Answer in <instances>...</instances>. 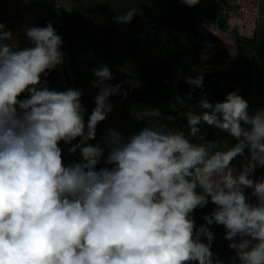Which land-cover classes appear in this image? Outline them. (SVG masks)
Here are the masks:
<instances>
[{"label":"clouds","instance_id":"9594fccd","mask_svg":"<svg viewBox=\"0 0 264 264\" xmlns=\"http://www.w3.org/2000/svg\"><path fill=\"white\" fill-rule=\"evenodd\" d=\"M136 14L112 19L128 24ZM23 34L30 46L13 48L0 23V264H223L212 251L214 224L235 252L230 264H264V175L253 177L264 168V107L250 111L238 91L222 101L204 93L184 112L187 132L143 127L126 137L113 127L92 144L115 106L110 97L126 98L123 84L110 83L106 64L93 67L98 92L85 119L83 91L45 79L65 63L52 22ZM187 82L203 89V76ZM201 124L235 143L220 150ZM61 142L81 160L66 165ZM238 157H246L239 170ZM209 202L216 207L197 227L192 214Z\"/></svg>","mask_w":264,"mask_h":264},{"label":"rangeland","instance_id":"374dc122","mask_svg":"<svg viewBox=\"0 0 264 264\" xmlns=\"http://www.w3.org/2000/svg\"><path fill=\"white\" fill-rule=\"evenodd\" d=\"M63 1L71 4L75 10L74 20L71 23L72 51L75 56L74 68L79 80L78 89L83 91L82 104L87 109L85 119L95 107L93 98L98 92V89L91 86V81L94 79L91 73L93 67H98L101 63L109 66L114 76L110 83L114 86L123 84L121 91H127L126 98L121 94L110 97L115 105L113 111L105 121L97 126L96 139L90 143L102 144L101 137L107 129L113 127L126 137L133 133L131 116L135 110L140 109L137 102L143 97L145 86L141 73L146 67L168 64V57L162 49L165 31L177 20L192 19V14L201 35L208 38L201 51V63L191 64L172 75L168 90L171 94L173 107L184 109V107L189 108L194 105L183 98L180 92L181 84L185 82L186 88H188L190 86L187 82L189 77L203 76V81L213 84L220 99L224 100L226 94L231 91H238L248 101L249 109L254 108L256 75L264 71V63L262 60L251 59V47L244 41L238 27L228 26L225 30L220 27V21L225 18L218 17L219 23H212L223 30L225 34L237 40L239 53L236 63L233 62V51L229 42L204 28L196 18L194 9L193 12H190L176 0ZM53 2L55 0H51V4ZM257 4H260V14L264 13V0H258ZM198 6L201 11L200 3ZM129 9H135L137 13L130 23L117 24L113 21V16L122 15ZM257 21L259 31L257 33L256 26L252 38L263 40L264 17L258 19L257 15L256 25ZM184 39L193 44L204 43L195 35L189 34L184 36ZM225 66L231 67L224 71H218L219 68ZM188 69L190 71L185 72ZM129 81L134 84L139 82V86L133 87ZM172 82L173 88L171 87ZM23 98L25 96L21 97V99ZM195 110L199 111L197 108ZM142 115L143 112H140L137 118L139 117L141 120ZM166 125V128L161 127L159 130L173 128L170 127V123ZM200 126L201 132L207 133L208 127L205 129L204 124ZM99 166H104L103 162Z\"/></svg>","mask_w":264,"mask_h":264},{"label":"trees","instance_id":"16d2710c","mask_svg":"<svg viewBox=\"0 0 264 264\" xmlns=\"http://www.w3.org/2000/svg\"><path fill=\"white\" fill-rule=\"evenodd\" d=\"M56 1V0H55ZM182 7L193 12V7H188L181 3V0H176ZM201 12L206 19L211 22L219 23V3L217 0H199ZM54 4L48 5L43 17L37 20V23H41L46 26V19L52 16L54 13ZM75 10L71 17V23L74 20ZM220 27L225 30L228 26L225 19L220 21ZM72 25V24H71ZM195 35L204 43L193 44L184 39V36ZM200 32L197 24L195 22L194 16L192 14V19L186 21L177 20L173 25L168 27L165 31V37L162 44V49L168 57V64L154 65L146 67V69L141 73V77L145 82L143 97L137 102L138 108L145 107L146 109H151L153 111L163 113L165 116L171 118L177 123V125L187 132L186 120L184 118V112L188 111L186 109L177 108L175 109L172 104L171 94L168 90L169 81L173 74H175L179 69L185 68L194 63H201V51L204 49L205 42L207 38ZM67 35L70 37L72 45V35L71 26L67 30ZM255 54L254 59L262 60L264 63V44H254ZM206 82V83H205ZM193 90V96L191 100H187L192 104L196 105L198 101L202 98L204 93H207V98L210 101H222L215 92L213 84L203 81V89H193L190 85L186 88L185 82H182L180 92L185 99L189 91ZM246 99V98H245ZM198 109V108H197ZM199 111H204L203 109H198ZM138 131L143 127H152L156 130L160 129L163 123H168L161 116L155 113L143 112L142 119L136 117ZM170 127L177 128L170 124ZM201 128V126H200ZM227 133L221 132L219 129L214 127L207 128L206 139H221ZM215 205L211 202L201 209L197 208L193 212V218L197 227L204 224L203 216L207 213H211L215 209ZM211 231L215 234V240L212 243V249H218L225 247L229 241L224 239L225 228L222 225H211ZM206 242V240L204 241Z\"/></svg>","mask_w":264,"mask_h":264},{"label":"built area","instance_id":"2783aa9c","mask_svg":"<svg viewBox=\"0 0 264 264\" xmlns=\"http://www.w3.org/2000/svg\"><path fill=\"white\" fill-rule=\"evenodd\" d=\"M219 3V18H225L226 24L229 27H238L239 32L243 39H250L254 35L257 18V2L258 0H217ZM74 12V8L71 4L63 1L56 0L54 4V13L46 19V22H52L54 28L57 30V34L62 37L63 45L61 51L65 54V63L57 66L52 70L50 74L45 77L48 81V85L51 88H55L59 91L66 90L68 88L78 89V76L75 71V56L72 51V42L67 35V30L71 26V17ZM256 12V15H255ZM228 18V19H226ZM254 21V27L249 30L250 21ZM244 30V31H243ZM26 96V94H25ZM73 141V143H77ZM62 148V155L64 163L71 164L79 162L81 155L79 150L76 153H69L68 149L70 145L64 142L60 143Z\"/></svg>","mask_w":264,"mask_h":264},{"label":"crops","instance_id":"0c3cea01","mask_svg":"<svg viewBox=\"0 0 264 264\" xmlns=\"http://www.w3.org/2000/svg\"><path fill=\"white\" fill-rule=\"evenodd\" d=\"M49 4H51V0H0V23H4L8 29L13 31V38L10 41L5 42L10 43L13 48L30 46L29 41L23 34V29L25 27L34 25L45 26L41 23H37V20L44 16L46 8ZM257 13L258 19L264 17V13L260 14V4H257ZM256 26V31L258 33V21ZM244 41L249 43V46L251 47V59L255 54L254 44H264V39L260 40L254 37L245 39ZM254 95L255 104L254 108L250 111L264 107V71L256 75V87L254 89ZM161 127L166 128V123H163ZM213 140L218 142L220 150H225L231 145V143H235V140L228 134H226L221 139ZM245 158L246 157H238L237 160L233 162L237 170H239L241 163ZM262 175H264V168L257 167L253 173V177L258 179ZM251 193L252 189H246L245 194L249 201L251 203H255L256 198L252 196ZM229 243L230 242H228L225 247L212 249L213 253L218 254V258L223 261V264H230L231 259L235 257V252L229 248Z\"/></svg>","mask_w":264,"mask_h":264},{"label":"water","instance_id":"95a60500","mask_svg":"<svg viewBox=\"0 0 264 264\" xmlns=\"http://www.w3.org/2000/svg\"><path fill=\"white\" fill-rule=\"evenodd\" d=\"M198 4H199V3H198ZM198 4L195 5V6H193V9H194V13H195L196 18H197L198 21L203 25L204 28H206L207 30L211 31V32L214 33V34H217V33H215L214 31H212V30H211V29L205 24L204 20L207 21V22H209V23H212V22L209 21L208 19H206V18L201 14V11H200V9H199ZM212 24H214V23H212ZM218 29H219V28H218ZM219 31H220L221 33H224L223 30H220V29H219ZM224 34H225V33H224ZM217 35L220 36L219 34H217ZM226 35H227V34H226ZM220 37H221V36H220ZM236 41H237V40H236ZM238 53H239V51H238ZM238 53H237V58H236V60H235V63L238 61ZM198 67H200V66L198 65ZM230 67H231V66H225V67L219 68L218 71H224V70L229 69ZM188 71H190V69L186 70L185 72H188ZM171 87L173 88V82H172V84H171ZM184 109L189 110V108H187V107H186V108L184 107ZM146 111H150V112H155V113H157V114H158L159 116H161L165 121H167L168 123L174 125L175 127H177V129H181V128L177 125V123H176L175 121H173L171 118L165 116L163 113H159V112H156V111H153V110H150V109H146V108H140V109L135 110V111L133 112L132 116H131V124H132V130H133V133H134V132H138L137 121H136V117H137V115H138L140 112H146ZM204 128H205V129L207 128V124H204Z\"/></svg>","mask_w":264,"mask_h":264},{"label":"bare ground","instance_id":"6f19581e","mask_svg":"<svg viewBox=\"0 0 264 264\" xmlns=\"http://www.w3.org/2000/svg\"><path fill=\"white\" fill-rule=\"evenodd\" d=\"M256 15V12H255ZM205 24L215 33L219 34L224 40H226L227 42H229V44L232 47V51H233V62H235L236 58H237V53H238V48H237V42L235 40V38H232L224 33H221L218 29V27L215 24L209 23L207 21H205ZM250 26H249V30H252L254 27V21L252 22V20L250 21ZM244 31V30H243Z\"/></svg>","mask_w":264,"mask_h":264}]
</instances>
